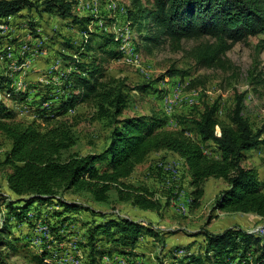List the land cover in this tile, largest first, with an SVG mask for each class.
I'll return each mask as SVG.
<instances>
[{
	"label": "rangeland",
	"instance_id": "obj_1",
	"mask_svg": "<svg viewBox=\"0 0 264 264\" xmlns=\"http://www.w3.org/2000/svg\"><path fill=\"white\" fill-rule=\"evenodd\" d=\"M65 1L71 4L72 15L78 20L93 19L87 29L56 12L40 13L35 9L22 10L0 21V73L10 80L11 88L23 93L25 102L20 97L13 100L2 92L0 99L18 113V120H36L44 130L59 120H68L74 125L77 137L71 152L85 156L106 148L118 119L152 113L165 118V129L184 131L200 142L192 120L200 118L204 106L219 103L220 116L224 119L242 95L244 114L252 129L264 131V34L229 46L213 67H200L197 59L201 54L225 48L219 39L207 36L174 42L157 35L158 30L153 26L139 32L127 20V12L133 9L135 0ZM139 1L149 7L153 4V0ZM111 34L120 41L119 46L100 47L104 41L100 36L108 38ZM147 37L151 39L146 40ZM90 38L94 39L95 50L86 53L84 44ZM116 49L120 54H116ZM9 55L13 56L9 59ZM95 59L103 71V81H110L116 91H123L126 97L123 113L119 116L115 107L108 106L109 114L97 118V106L91 101L60 115L63 99L71 92L67 79L63 80L65 66L89 64ZM172 68L186 71V76H165ZM143 86L147 92L142 90ZM217 132L220 134V129ZM11 147L12 141L0 133V163ZM203 148L209 156L219 155L215 145H203ZM243 166L255 168L264 184V146L246 153ZM9 173L10 168H0V227L5 213L12 211L8 208L10 200L17 199L8 188ZM190 181L184 160L162 151L152 154L126 180L128 185L150 191L157 203L154 210H141L132 201H119L115 192L108 204L95 202L86 192H68L63 195L65 200L80 208L69 213L56 204L35 205L25 217L10 219V233L6 234L9 236L6 251L12 255L9 262L90 264L95 244L96 256L102 264H190L193 255H200L204 264H221L215 257L213 260L206 257V233L220 234L239 228L264 241V217L213 211L216 199L228 186L225 181L208 180L198 207L193 205ZM85 209L131 218L149 225L155 233L143 232L134 247L123 248L113 241L111 236L116 230L109 236L98 233L93 242L89 223L100 217ZM240 247V251L232 254V261L237 264H252L261 252L257 243L246 251L244 244ZM45 254L47 258L42 263L39 258Z\"/></svg>",
	"mask_w": 264,
	"mask_h": 264
},
{
	"label": "trees",
	"instance_id": "obj_2",
	"mask_svg": "<svg viewBox=\"0 0 264 264\" xmlns=\"http://www.w3.org/2000/svg\"><path fill=\"white\" fill-rule=\"evenodd\" d=\"M25 9H35L40 13L56 12L64 19L72 20L74 25L86 29L93 21L91 18L78 20L72 15L71 4L65 0H0V21L14 17ZM127 17L130 26L136 27L139 32L153 26L158 30L157 35L166 36L174 42L207 36L219 39L225 48L201 54L197 59L200 67H213L229 46L264 34V0H153L151 7L135 0ZM95 37L99 38V35ZM100 38L104 40L100 46L103 48L120 44L113 34ZM93 41L90 38L84 44L86 53L95 50ZM228 42L231 45H227ZM116 52L120 54L117 49ZM96 61L78 63L77 67L74 63L65 66L67 70L63 72V80L67 79L65 82L70 85L71 92L63 99L58 111L60 115L91 101L97 106V118L109 114L108 106L115 107V113L119 116L123 113L126 102L123 91H116L110 81H103V71ZM186 73L172 68L165 76L184 77ZM9 82L0 73V92L13 100L20 97V101L25 102L23 93L11 88ZM142 90L147 92V87L143 86ZM244 111L242 95L238 96L235 107L224 119L220 116L219 103L205 105L200 118L192 120L200 142L184 131L165 129L166 120L157 113L118 119L106 148L100 153L81 156L71 152L77 144V137L74 125L68 120H59L55 126L44 130L36 120H18V113L0 99V133L12 141V147L0 163V168H10L7 184L17 198L10 200L8 208L12 211L5 213V221L0 227V264H11L9 259L12 255L6 251L9 245L6 234L10 233L11 217L21 219L40 204H56L68 213L79 211L76 204L65 200L63 195L68 192H86L95 202L103 204H108L111 194L115 192L119 201H132L134 206L145 211L156 209L157 203L147 188L128 185L126 180L152 154L161 151L173 152L185 161L194 190L195 207L200 205L204 195V184L212 178L221 179L228 186L216 199L213 211L264 217V184L255 168L243 166L246 153L264 146V131L255 132ZM209 144L215 145L219 155L212 157L205 152L203 145ZM85 210L94 217H100L89 223L93 242L98 233L109 236L110 232L116 230L111 236L113 241L123 248L134 247L143 232L155 233L149 225L131 218ZM34 212L36 215V209ZM52 230H55L54 227ZM205 236L208 259L215 257L221 264H237L232 261V254L242 249L240 245L244 244L246 251L257 243L261 252L252 264H264V241L254 233L230 228L220 234L206 233ZM95 251L93 244L90 264H102ZM100 252L103 254V251ZM46 258L45 254L39 260L43 263ZM190 259V264H204L200 255H193Z\"/></svg>",
	"mask_w": 264,
	"mask_h": 264
},
{
	"label": "crops",
	"instance_id": "obj_3",
	"mask_svg": "<svg viewBox=\"0 0 264 264\" xmlns=\"http://www.w3.org/2000/svg\"><path fill=\"white\" fill-rule=\"evenodd\" d=\"M67 70V69H66ZM162 152V151H161ZM173 153V152H172ZM175 154V153H174ZM177 155V154H176ZM178 156V155H177ZM182 159V158H181ZM183 160V159H182ZM185 162V161H184ZM163 179H164V182H166L167 180L163 177ZM163 182V183H164Z\"/></svg>",
	"mask_w": 264,
	"mask_h": 264
},
{
	"label": "built area",
	"instance_id": "obj_4",
	"mask_svg": "<svg viewBox=\"0 0 264 264\" xmlns=\"http://www.w3.org/2000/svg\"><path fill=\"white\" fill-rule=\"evenodd\" d=\"M11 56H13V55H9V59L11 58ZM43 233V232H42ZM262 233H264V230H262ZM43 234H45V233H43Z\"/></svg>",
	"mask_w": 264,
	"mask_h": 264
}]
</instances>
